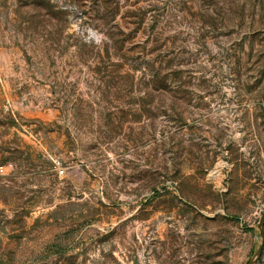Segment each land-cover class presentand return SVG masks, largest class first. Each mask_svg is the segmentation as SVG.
<instances>
[{"label": "rangeland", "instance_id": "obj_1", "mask_svg": "<svg viewBox=\"0 0 264 264\" xmlns=\"http://www.w3.org/2000/svg\"><path fill=\"white\" fill-rule=\"evenodd\" d=\"M0 166V264H246L264 0H0Z\"/></svg>", "mask_w": 264, "mask_h": 264}, {"label": "water", "instance_id": "obj_2", "mask_svg": "<svg viewBox=\"0 0 264 264\" xmlns=\"http://www.w3.org/2000/svg\"><path fill=\"white\" fill-rule=\"evenodd\" d=\"M255 229L258 234L257 240L246 264H255L259 259L264 246V207L262 208L256 219Z\"/></svg>", "mask_w": 264, "mask_h": 264}, {"label": "built area", "instance_id": "obj_3", "mask_svg": "<svg viewBox=\"0 0 264 264\" xmlns=\"http://www.w3.org/2000/svg\"><path fill=\"white\" fill-rule=\"evenodd\" d=\"M1 167V166H0Z\"/></svg>", "mask_w": 264, "mask_h": 264}]
</instances>
